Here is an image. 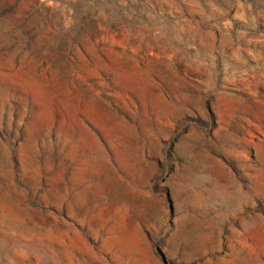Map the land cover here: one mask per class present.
Instances as JSON below:
<instances>
[{
  "label": "rangeland",
  "instance_id": "374dc122",
  "mask_svg": "<svg viewBox=\"0 0 264 264\" xmlns=\"http://www.w3.org/2000/svg\"><path fill=\"white\" fill-rule=\"evenodd\" d=\"M0 264H264V0H0Z\"/></svg>",
  "mask_w": 264,
  "mask_h": 264
}]
</instances>
